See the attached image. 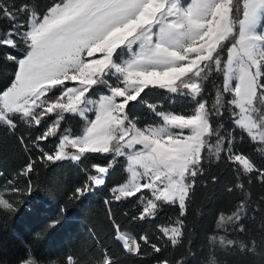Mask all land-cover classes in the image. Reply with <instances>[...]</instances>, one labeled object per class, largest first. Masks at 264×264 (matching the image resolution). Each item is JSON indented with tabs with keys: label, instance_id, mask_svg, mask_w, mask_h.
Here are the masks:
<instances>
[{
	"label": "snow or ice",
	"instance_id": "obj_1",
	"mask_svg": "<svg viewBox=\"0 0 264 264\" xmlns=\"http://www.w3.org/2000/svg\"><path fill=\"white\" fill-rule=\"evenodd\" d=\"M0 62L13 67L0 86V126L13 132L20 123L43 129L27 141L19 138L26 151L30 142L38 155H29L11 179L0 181V229L19 210L21 197L34 192L32 177L41 163L111 157L80 169L84 179L68 198L81 201L107 187L110 171L124 158L129 177L108 187L104 200L113 240L128 255L150 249L155 264H187L183 257L163 255L160 241L181 242L187 199L203 175V153L214 151L217 159L223 154L238 179L254 173L264 184V165L237 150L233 133L222 135L219 122L229 113L233 125L264 153V0H50L43 10L35 0H0ZM213 73L223 82L210 102L205 92ZM157 88L187 96L194 106L184 114L161 111V101L146 99ZM141 104L160 118L158 125L141 126L131 115ZM75 117L84 120L79 134L64 127ZM51 138L57 141L53 149L41 147ZM234 187L244 191L243 183ZM130 198L136 204L124 213L129 224L155 219L163 205L176 206L179 218L158 227L155 240L147 234L133 237L110 207ZM248 211L249 202L241 199L218 213L217 228L244 232ZM58 223L51 219L47 227ZM220 243L237 246L227 235ZM255 247L254 239L250 247L239 244L242 251ZM14 264H81V259L71 249L43 258L27 248ZM94 264L121 261L103 246ZM204 264H218L215 254Z\"/></svg>",
	"mask_w": 264,
	"mask_h": 264
},
{
	"label": "trees",
	"instance_id": "obj_2",
	"mask_svg": "<svg viewBox=\"0 0 264 264\" xmlns=\"http://www.w3.org/2000/svg\"><path fill=\"white\" fill-rule=\"evenodd\" d=\"M35 2L43 10L50 0ZM229 43H226L225 47ZM12 71L10 64L0 62V86L8 82ZM222 78L218 73L210 75L205 92L210 102L214 99L215 87L222 84ZM100 92L101 90L97 89L93 96ZM146 99L161 101L160 110L165 112L184 114L190 112L194 106L189 97L173 95L159 88L149 91ZM226 99H231V96ZM229 111L236 112V108ZM131 115L141 121V126L161 122L160 118L153 116L142 104L135 106ZM91 116L92 113H89V118ZM219 122L224 124L222 135L233 133L237 150L242 149L250 154L257 166L264 165V153L257 151L260 145L254 144L244 131L233 125L229 113L226 112L223 121ZM83 126L84 120L79 117L70 118L64 125L74 134H79ZM42 130L30 128L22 123L18 124L14 132L0 126V173H3L0 181L11 179L29 155H38L35 149L31 148L30 142L27 144L29 151H26L19 138L25 137L27 141L28 137L34 138ZM56 142V138H51L42 142L41 147L51 150ZM212 142L215 143L214 140ZM203 157V175L196 178L187 199L186 215L182 217L184 229L181 242L172 246L166 240H161L160 243L166 246L163 255L170 259L183 257L187 264H204L210 253L215 254L218 264H264V230L261 228L264 225V184L255 178L254 173L238 179L223 154L217 159L214 151H205ZM108 159L111 157L93 154L79 164L70 160L41 163L32 177L34 192L31 195L25 193L21 197L19 210L8 219L6 227L0 229V264H14L18 257L25 254L27 248H31L37 256L43 258H55L71 249L79 255L81 264H94L103 246L110 247L121 264H155L150 249L145 247L142 256L128 255L111 236L104 200L108 195V187L126 178L121 161H117L114 169L110 171L107 187L98 189L95 194L81 201H71L68 198L72 189L84 179L81 168L87 167L90 160L105 163ZM213 176L217 178L215 183L212 181ZM18 179L21 187H25L23 177ZM237 183L244 184L243 192L234 187ZM230 188L233 190L229 191ZM241 199L249 202V211L243 221L245 231L240 232L233 227L218 229V213L230 210ZM134 204L136 199L130 198L110 206L115 219L124 225L125 232L133 237L147 234L155 240L160 235L158 227L171 226V222L179 218V209L176 206L163 205L155 219L129 224L124 213L133 212ZM61 209H64L63 215ZM251 209L261 211L253 212ZM51 219L59 221L55 228L47 227ZM37 232L41 233L39 239L35 238ZM225 235L227 239L234 240L237 246L221 244L220 237ZM253 239L256 241L254 251H242L239 248L241 242L250 247Z\"/></svg>",
	"mask_w": 264,
	"mask_h": 264
},
{
	"label": "rangeland",
	"instance_id": "obj_3",
	"mask_svg": "<svg viewBox=\"0 0 264 264\" xmlns=\"http://www.w3.org/2000/svg\"><path fill=\"white\" fill-rule=\"evenodd\" d=\"M189 2V0H185V3H188ZM228 46H229V44H228ZM228 46H226V48L228 47ZM225 58H226V53H225ZM223 79V78H222ZM96 96H93L92 98L94 99ZM236 112L238 113L239 112V109H237L236 108ZM171 113H174V114H180V113H175V112H171ZM93 115V114H92ZM91 118H92V116H91ZM159 124V123H158ZM158 124H156V125H158ZM185 134H187V133H185ZM118 161H121L122 163V167H123V169L126 171V167H127V164H126V160L124 159V158H120V159H118ZM128 177H129V174L126 172V178L124 179V181H122V182H125V181H127V179H128Z\"/></svg>",
	"mask_w": 264,
	"mask_h": 264
}]
</instances>
